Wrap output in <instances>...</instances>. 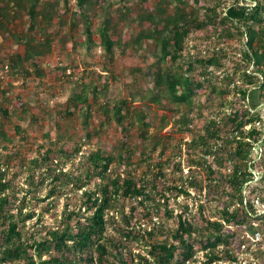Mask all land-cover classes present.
Listing matches in <instances>:
<instances>
[{"label":"trees","instance_id":"16d2710c","mask_svg":"<svg viewBox=\"0 0 264 264\" xmlns=\"http://www.w3.org/2000/svg\"><path fill=\"white\" fill-rule=\"evenodd\" d=\"M70 1L0 0V34L22 47L21 52L1 58L0 68L21 77H42L40 58L52 52L56 37L62 44L66 42L67 36L59 34L66 26L70 31H81L87 46L96 45L109 65L114 63L116 49L148 48L153 61L144 69H129L127 86L135 88L129 94L131 103L124 98L111 103L109 76L100 83L86 80L92 72L83 71L75 82L77 88L65 101L63 113L67 122L79 116L87 138L112 121L130 138L136 126L139 140L147 146L157 135H149L150 124L143 110L130 105L141 100L148 108V103L168 108L163 103L166 101L175 105L174 114L180 106L187 110L171 123L162 114L161 126L171 125L186 136L177 157L162 162L147 160L148 171L152 167L157 171L138 178L132 167L150 156L142 148L139 161L132 163L133 150L126 136L118 148H97L83 155L81 146L72 141L75 128L71 125L53 140L47 136L49 145L41 154L28 161L19 160L32 188L28 191L39 200L38 191L45 186L46 198L72 194L79 205L69 210L65 204L59 224L47 228L44 234L36 232L41 231L38 225L43 214L36 212L35 203L28 207L20 200L16 204L17 197L9 192L14 176L0 151V264H257L264 255V210L255 205L264 204V0H232L221 10L223 0L203 4L199 0H156L151 7L144 6L146 0H138L135 12L126 3L115 8V0H73V8ZM124 1L129 0H118ZM96 17L101 19L93 30ZM23 18L27 28L18 31L15 25ZM120 24H135L138 30L123 40L117 34ZM207 25L214 27L219 39L225 36L238 40V58L232 71L223 70L227 54L218 44H192L194 51H189L188 38ZM180 60L186 63L184 69L177 63ZM106 64L99 78L111 75ZM195 67H200L198 78L191 74ZM70 73L68 77L77 79ZM213 75L221 79L218 85L210 80ZM208 85L214 92H233L238 98L232 100L229 112L220 118L209 117L196 128L189 113L194 97ZM1 110L3 116L8 115L7 108ZM94 112L102 118L90 132ZM10 141L0 121V150ZM182 149L187 153L186 174L180 159ZM68 162H77L80 171L65 170ZM170 167L179 173L177 180L168 186L159 185ZM199 169L206 173L205 184L196 179ZM191 190L197 196L203 190L207 200H217L220 208L207 216L204 204L194 195L191 202L179 203V212L174 215L167 204L169 193L192 199ZM138 214L142 218H137ZM161 215L173 218L170 228L159 220ZM139 219L149 220L151 225L142 226ZM111 221L116 222V234L107 232ZM233 224L245 226L238 244L243 247L241 259L230 246L237 236L235 230L227 229ZM162 228L167 229V235L155 240ZM259 233L261 237L254 239ZM132 241L142 246L144 254L132 252L128 246ZM199 251L203 258L195 260Z\"/></svg>","mask_w":264,"mask_h":264},{"label":"rangeland","instance_id":"374dc122","mask_svg":"<svg viewBox=\"0 0 264 264\" xmlns=\"http://www.w3.org/2000/svg\"><path fill=\"white\" fill-rule=\"evenodd\" d=\"M156 0H146L144 6L151 7ZM113 6H122L123 4H128L132 9L137 6L138 0H129L128 3L118 2V0L113 1ZM194 2V0H193ZM211 3V0H199L200 4ZM232 0H223L220 6L227 5ZM62 6V5H60ZM70 7H74V1H70ZM115 16H117L115 14ZM132 16V15H131ZM100 17L93 19V30L100 21ZM15 28L18 31H24L27 28V20L23 18L22 21L16 23ZM55 28V27H54ZM53 28V29H54ZM214 27L207 25L199 29L188 38L187 47L189 51H194L192 47L203 46L205 43L210 46H216L217 44L224 48L227 57L223 61L225 62L223 70L232 71V66L235 64L238 58V40L228 37H223L219 39L214 33ZM138 30V27L133 24L132 27L129 25L120 24L118 33L122 36V39L128 38L131 34H134ZM65 34L66 42L62 44L59 42L58 37L53 42L52 52L40 58V66L42 67L44 74L42 77H37L35 75L21 77L19 75H14L11 73H6V70L0 68V108H7L8 115L3 116L2 110L0 109V121L4 124V130L6 131L8 137L11 141L6 145V148H1V152L6 160H8L11 166V172H13L12 188L9 190L10 193L14 192L17 197L16 204L20 200H24L28 207L32 206L30 204L35 203L36 212L43 214V219L38 228L41 229V234H44L45 230L49 227H56L59 224L62 210L65 204H68L69 210L75 208L79 205V200L77 196L72 194L54 196L46 198L45 193L47 188L42 186L37 196L39 200L33 199L28 190L32 191L31 186L27 183L25 179L26 170L20 166L19 160L24 159L28 161L32 157L41 154L46 147L49 145L48 137L52 140L56 138L59 134H63L66 131V125H71L75 128V132L72 134L73 143H77L81 146L82 155L88 152L94 151L97 148L102 149H112L113 146L120 147L122 138L130 139V148L133 150L132 163H136L140 159V150L143 148L146 156H150L149 159L145 158L140 165L135 164L133 166L134 174L138 178L142 174L147 173L151 175L157 171L156 167H152L151 171H148L147 160L149 161H164L165 158L177 157L180 142L183 137L186 136L185 132L180 131L178 128H174L171 125L162 127L160 118L162 114H165L168 122H174L177 115L187 110L180 106L178 108V113L174 114L172 109L175 105L165 104L167 107H162L156 103H148V107L143 106L141 100L135 101L130 106L135 107L137 110L141 109L145 113V116L150 124L149 135H157L153 140H149V144L145 146L144 142L139 140L137 133L139 129L136 126L132 130V137L125 135V133L116 125L114 121L109 124L103 125V128L99 133H94L90 138L85 135V129L82 128V123L79 116L76 114L67 122V117L63 113V108L68 95L72 92L75 86V82L79 81L83 71L92 72L86 80L103 82V79H110L108 86V99L112 103L119 99H127L128 103L129 94L131 91L135 90L129 88L127 85L130 81L129 69L132 67H140L142 69L146 68L153 59L149 53L148 48H134L127 47L125 52H120V50H115V60L112 65L106 64L105 59L102 57V52L95 46L88 47L84 40V35L81 31H70L68 26L63 27L59 34ZM210 34V38L206 37ZM72 35V37H71ZM213 35V36H212ZM95 41L98 40L96 33H93ZM205 42V43H204ZM201 47V46H200ZM204 48V47H203ZM22 47L19 44H15L10 37L0 34V59L8 56L12 52H21ZM181 67H185L186 63L183 60L177 62ZM107 65L111 69V75H101L103 77L99 78L98 74H103V65ZM72 76L68 77V73ZM221 73V72H220ZM219 73V74H220ZM191 74L195 78L200 76V67H195L191 71ZM115 77V78H113ZM238 79V75L235 76ZM213 84L218 85L221 81L216 75L210 78ZM210 85L207 88H202L199 90L198 94L194 97V107L192 112L189 113V120L192 121L194 126L201 127L202 124L207 121L209 117L220 118L224 113L230 111L231 102L234 98H238L231 92L228 95H222L219 92H214ZM171 107V109H169ZM170 110V111H168ZM264 110V109H262ZM90 119L91 126H89V131L94 126L98 127L100 119L102 118L100 114L93 113ZM249 126H246L248 128ZM227 130V129H226ZM225 130V131H226ZM228 131V130H227ZM126 136V137H125ZM161 138L157 141V137ZM156 139V140H155ZM157 141V142H156ZM164 149V154L161 156L160 153ZM180 159L182 160L183 173L187 172V153L181 150ZM160 158V159H159ZM178 158H176L177 160ZM81 165L75 163H67L64 167L65 170H72L73 173H78L80 171ZM178 172L173 169L167 168L166 175L164 179L158 182L159 185L168 186L177 180ZM196 179L201 181V184L206 183V173L202 170H197ZM192 199L187 198L186 195L176 196L175 192L169 193V198L167 201L168 207L173 208V214L175 215L179 212V203L191 202L193 197L197 196L195 190H191ZM195 195V196H194ZM198 199L204 204V214L207 216H212L216 212V207L220 208L221 204L218 201L207 200V197L203 195V190ZM196 199V198H195ZM52 202L48 206V203ZM20 204V203H19ZM256 207L264 210V204L255 203ZM47 209V210H46ZM26 209H24L25 211ZM193 214H196V208L192 206ZM141 216L138 214L137 218ZM137 218L134 219L137 220ZM142 218V217H141ZM214 218V217H213ZM161 222H166V227L170 228L174 220L167 216L161 215ZM142 226L151 225L149 220L139 219ZM245 226L240 224H233L228 226L227 229H232L237 232V236L231 240V248L237 253L238 257L243 258L244 254L242 252L243 247L238 246L241 241V234L244 231ZM116 222L111 221L107 224V232L116 234ZM167 235V229L162 228L156 235L155 240H161ZM260 233L258 238H260ZM128 246L132 249V252H141L142 246L138 245L137 242H128ZM254 247V244L252 245ZM251 247V248H252ZM260 257V256H259ZM202 252H197L195 260H202ZM214 264V263H211ZM257 264H264V255L259 258Z\"/></svg>","mask_w":264,"mask_h":264},{"label":"built area","instance_id":"2783aa9c","mask_svg":"<svg viewBox=\"0 0 264 264\" xmlns=\"http://www.w3.org/2000/svg\"><path fill=\"white\" fill-rule=\"evenodd\" d=\"M240 3H242V2L240 1ZM257 238H258V234L255 235L254 239H257Z\"/></svg>","mask_w":264,"mask_h":264}]
</instances>
